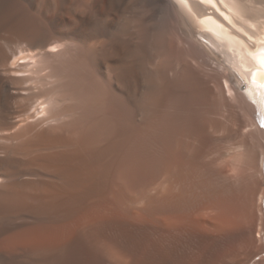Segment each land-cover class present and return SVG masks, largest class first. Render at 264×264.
Here are the masks:
<instances>
[{
  "label": "bare ground",
  "instance_id": "obj_1",
  "mask_svg": "<svg viewBox=\"0 0 264 264\" xmlns=\"http://www.w3.org/2000/svg\"><path fill=\"white\" fill-rule=\"evenodd\" d=\"M261 61L264 0H0V264H264Z\"/></svg>",
  "mask_w": 264,
  "mask_h": 264
},
{
  "label": "snow or ice",
  "instance_id": "obj_2",
  "mask_svg": "<svg viewBox=\"0 0 264 264\" xmlns=\"http://www.w3.org/2000/svg\"><path fill=\"white\" fill-rule=\"evenodd\" d=\"M261 63H264V61H261ZM262 126H264V125H262Z\"/></svg>",
  "mask_w": 264,
  "mask_h": 264
},
{
  "label": "rangeland",
  "instance_id": "obj_3",
  "mask_svg": "<svg viewBox=\"0 0 264 264\" xmlns=\"http://www.w3.org/2000/svg\"><path fill=\"white\" fill-rule=\"evenodd\" d=\"M20 63H22V61H20Z\"/></svg>",
  "mask_w": 264,
  "mask_h": 264
}]
</instances>
